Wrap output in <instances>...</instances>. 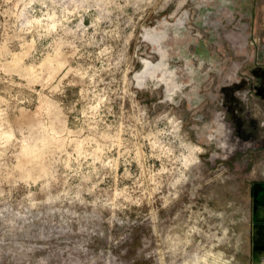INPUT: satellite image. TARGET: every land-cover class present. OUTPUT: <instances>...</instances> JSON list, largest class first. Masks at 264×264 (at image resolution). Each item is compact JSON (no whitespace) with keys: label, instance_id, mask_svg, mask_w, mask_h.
Here are the masks:
<instances>
[{"label":"rangeland","instance_id":"rangeland-1","mask_svg":"<svg viewBox=\"0 0 264 264\" xmlns=\"http://www.w3.org/2000/svg\"><path fill=\"white\" fill-rule=\"evenodd\" d=\"M264 0H0V264H250Z\"/></svg>","mask_w":264,"mask_h":264},{"label":"crops","instance_id":"crops-1","mask_svg":"<svg viewBox=\"0 0 264 264\" xmlns=\"http://www.w3.org/2000/svg\"><path fill=\"white\" fill-rule=\"evenodd\" d=\"M253 207V244L254 251L250 264H264V184H259L254 191Z\"/></svg>","mask_w":264,"mask_h":264}]
</instances>
